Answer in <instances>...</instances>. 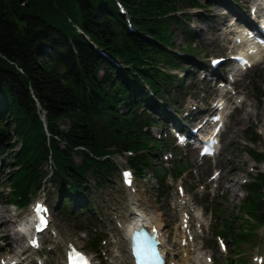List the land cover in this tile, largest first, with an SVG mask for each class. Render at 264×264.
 I'll use <instances>...</instances> for the list:
<instances>
[{
    "label": "trees",
    "instance_id": "obj_1",
    "mask_svg": "<svg viewBox=\"0 0 264 264\" xmlns=\"http://www.w3.org/2000/svg\"><path fill=\"white\" fill-rule=\"evenodd\" d=\"M184 2L200 5L198 0H0V154L14 135L21 138L25 165L13 179L26 189L21 205L29 200L27 191L40 185L44 161L51 160L58 209L65 211L76 191L83 188L89 195L86 169L116 170L109 155L148 146L150 137L140 130L152 123L146 106L162 105L151 103L143 84L164 98L175 87V74L164 70L184 58L171 51L174 33L163 16L180 11ZM174 20L184 29L181 19ZM186 48L196 50L192 40ZM73 152L82 156L80 166ZM249 153L256 160L264 157L252 148ZM149 157L136 156L139 173ZM97 177L99 184L106 178ZM260 187L249 188L250 199L261 194ZM231 227L228 221L220 231ZM98 242L90 238L87 247Z\"/></svg>",
    "mask_w": 264,
    "mask_h": 264
},
{
    "label": "rangeland",
    "instance_id": "obj_2",
    "mask_svg": "<svg viewBox=\"0 0 264 264\" xmlns=\"http://www.w3.org/2000/svg\"><path fill=\"white\" fill-rule=\"evenodd\" d=\"M198 1L200 5L197 6L184 2L180 7V11L163 16V18H167L168 26L171 25V31L174 33L172 36L173 46H170L171 51H180L181 54H183L181 51H186L180 57L184 59L177 67L171 68L168 66L164 70L162 69L164 66H160L161 70L166 73L171 71L180 74L182 68L190 70V63L187 62L189 61L188 58L196 60L202 59L207 53L208 55L223 54L228 49V43L231 44L229 34H232V32H230V26H228L230 24L229 19L233 20L235 15L237 16L236 13H241L246 18L253 0ZM175 17L182 20L184 29L180 24L176 25ZM156 19H158V13ZM238 21L236 20V25H238ZM188 40L195 41H192V47L196 48L195 51L186 48ZM198 46L200 47L198 48ZM204 65H206V62ZM196 68L191 69V79L188 78L186 73L182 79L189 87L190 94H195V89L203 92H213V84L205 78L201 80V72H198V68ZM220 70L225 71L224 64L220 66L218 72ZM254 79H257V82L254 83ZM143 86L145 85L143 84ZM257 86L260 87V91L257 90ZM235 91L236 93L230 98L229 104H235L237 107L230 116L226 115L228 122L223 132L222 153L217 160H209L210 167L198 165L194 151L189 150V152L176 147L171 135H165L163 132L167 126L166 119L163 116L159 120L163 122L164 126L157 127L160 125L158 123L155 127L148 126L147 128H151L153 135L155 133L157 137L164 138L160 141L165 146L156 147L159 144L150 141L147 147L130 148L132 155L126 153L109 155L116 167L118 166L116 170L100 169L97 173L96 168L86 169L85 173L88 181L86 184L88 185L85 186L90 191V195L84 198L81 195L84 192L83 188L76 191L71 196V202L68 203L65 211L58 209L59 186L54 179L56 175L54 168L49 163L51 160L42 162L40 164L42 169L40 171V178H42L40 191L44 185L43 190L46 201L50 203L52 222L60 239L65 238L75 242L78 247H82L89 253L95 264H129L124 234L119 245L121 256H113L111 249L108 247L110 261L98 256L103 247L102 244L98 249H89L87 241L92 236L90 234L91 227L98 226V222L109 220L112 215L118 212L122 214L124 222H127L131 215L127 206L129 196L132 195L135 198L137 195L136 202L141 204L143 210L155 217L159 216L164 234L167 233L166 229L170 227V224L175 223V219L179 216L180 207L193 208L194 203H197L198 207L203 208V236L198 235L195 238L190 253L202 249L198 247H203L211 253L215 261L214 264H256L253 256L262 255V264H264V182L259 181L260 176L258 175L262 174L259 173L260 171H264V157L262 160L255 162L251 159L249 153V148H254L256 151L262 152V156H264V63L245 73L242 79L238 81ZM195 95H193L194 98ZM202 96L203 93H199V99L195 101L201 100ZM119 106L122 113L124 106ZM42 121V124L46 125L45 121ZM59 124L61 127L65 126L63 121ZM145 125L147 123H143L140 130ZM146 133L151 136L149 132H144L145 136H147ZM253 133L258 136L255 140H253ZM22 151V140L14 135L9 144L5 145L4 154H0V260L4 259L9 251L14 255L20 254V258H25L26 263L33 264L34 255L32 254H36V252L23 251L25 237L17 229H20L21 220L30 216V205L36 199L39 191L35 192L30 188L27 191L28 196L31 197L30 203L25 204V206L20 204L21 199L26 194V189L24 187L18 189L14 185L13 179L25 165V160H20ZM146 154L151 156V160L148 162L150 168L157 167L161 172L164 169L165 176L168 171L172 173L168 177L171 185L167 187L164 183L165 193L158 191L157 179L147 174L145 176L140 175L136 171V156ZM72 157L78 166L83 163L82 156L77 152H73ZM179 163L184 166L183 170L185 171H182L183 173L179 174L180 177L175 180L173 175L177 173L176 169ZM45 164L48 165L47 168ZM121 167H129L135 171V179L128 189L120 181ZM147 169L150 171L149 168ZM214 169L219 171L218 179L209 181V176ZM147 173L150 175V172L147 171ZM98 175L107 177L106 181L101 184L97 183ZM262 175L264 176V174ZM245 180L248 183L242 185ZM256 183L261 185L259 188L261 194L250 199L251 192L249 188L255 187ZM180 184L185 189L184 196L190 199L187 204L178 202L179 195L175 191V186ZM202 191L201 196L200 192ZM258 198L260 201L257 202ZM244 202L246 204L252 202L256 206L248 209L247 206H243ZM87 203L89 206H86ZM77 204H79V208H77ZM218 210L221 211L218 212ZM71 211L74 213H71ZM253 213L259 214L262 222L253 216ZM8 218L10 220L2 224V220ZM228 221L232 223L231 230L227 231L228 233L220 232L219 230L226 229ZM18 222H20V225ZM37 224L35 223L34 226ZM172 231L174 235L175 231ZM177 231L181 233L179 229ZM217 234H220L224 239L227 246L225 251L218 246ZM44 236L47 237V234H44ZM57 244L59 245V242ZM167 244L171 257L174 259L170 264H193L189 252L187 256H184L182 248L171 237ZM38 252H44L43 248ZM49 263L62 264L56 249L50 254Z\"/></svg>",
    "mask_w": 264,
    "mask_h": 264
},
{
    "label": "bare ground",
    "instance_id": "obj_3",
    "mask_svg": "<svg viewBox=\"0 0 264 264\" xmlns=\"http://www.w3.org/2000/svg\"><path fill=\"white\" fill-rule=\"evenodd\" d=\"M262 6L264 8L263 4H262ZM259 8H260V4H259V7L257 8V11L259 10ZM236 14H237V17H238L239 20H244L245 19V17L241 13H236ZM169 72L172 73L171 71H169ZM174 77L175 78H179V76H175V75H174ZM228 84L229 83H226L225 88H227ZM177 85L185 87L184 84H180L179 82H177ZM49 163H50V166L52 167L51 161H49ZM45 166L47 168L48 165L45 164ZM44 180H43V182H44ZM41 184H42V182H40V185L35 188V192L39 191V193L36 196V199H39L38 200V204L43 205L44 208H46V210H47L45 213H43V215L46 216L47 230L46 231H35L33 226H32L34 224L33 219L28 216L27 218H24L21 221L22 224L20 225V229H18V231H20L19 233H21L24 236L28 237L29 240L31 241V243L36 244V245H40L42 243V241H43L44 234L49 233V230L53 229L52 232H51L53 237L51 238V242L49 243V246L57 244V242H59V245H66V244H68V240L65 239V238L64 239H60V237L58 236L57 231L55 230V226L53 225V222H52V214H51V210H50V203L46 202V196H45V193H44V190H43L45 188L44 185H43V187H41L43 189L40 191ZM130 203H136V201H134L132 199L130 201ZM133 206H134V208L133 207H131V208H133V210H135V212H131V217L127 221L125 226L138 228L137 227L138 224L145 223V225H147V222L151 221V222H154L155 226L157 228H159L160 231H161L162 223H161V219L159 218V216L155 217V216L150 215L149 213H147L145 210H143V209L140 210L135 205H133ZM140 207H141V204H140ZM9 220H10L9 218L2 220L3 221L2 224L7 222V221H9ZM17 225H18V223H17ZM163 237H164V235H163ZM11 241H12V239H11ZM161 241L163 242V241H166V240H165V238H163V239H161ZM255 259H259V257H256Z\"/></svg>",
    "mask_w": 264,
    "mask_h": 264
},
{
    "label": "snow or ice",
    "instance_id": "obj_4",
    "mask_svg": "<svg viewBox=\"0 0 264 264\" xmlns=\"http://www.w3.org/2000/svg\"><path fill=\"white\" fill-rule=\"evenodd\" d=\"M245 63H247L245 61ZM213 119L218 120L219 117H213ZM219 129H217L218 131ZM212 143H215L213 140ZM209 149L205 148L204 153H208ZM202 153V154H204ZM126 182L130 183L129 174L125 173ZM46 208L42 205L37 204L35 208L36 218L38 220V230H40L44 225L47 224L46 219L41 213L46 212ZM155 229H153V233ZM134 249L133 255L136 257L137 264H155L156 261H159V253L156 251L152 243H143L140 241V234L135 233L133 236ZM159 241H156L158 243ZM68 264H90L88 259L79 251L72 249L68 254Z\"/></svg>",
    "mask_w": 264,
    "mask_h": 264
}]
</instances>
